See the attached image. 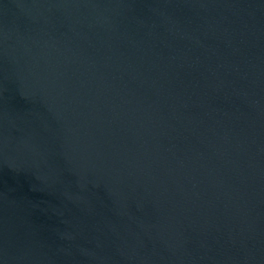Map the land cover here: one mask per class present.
<instances>
[{
  "label": "water",
  "instance_id": "1",
  "mask_svg": "<svg viewBox=\"0 0 264 264\" xmlns=\"http://www.w3.org/2000/svg\"><path fill=\"white\" fill-rule=\"evenodd\" d=\"M0 264H264V0H0Z\"/></svg>",
  "mask_w": 264,
  "mask_h": 264
}]
</instances>
